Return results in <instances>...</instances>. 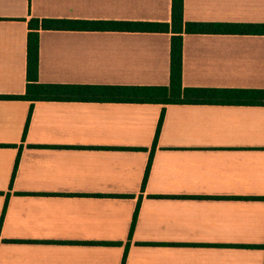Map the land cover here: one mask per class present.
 I'll return each instance as SVG.
<instances>
[{
	"label": "crops",
	"instance_id": "crops-1",
	"mask_svg": "<svg viewBox=\"0 0 264 264\" xmlns=\"http://www.w3.org/2000/svg\"><path fill=\"white\" fill-rule=\"evenodd\" d=\"M183 13L264 24V0ZM34 18L171 23L172 0H0V264H264V104L4 98L26 92ZM171 37L40 30L38 79L168 86ZM182 83L264 90V34L184 33Z\"/></svg>",
	"mask_w": 264,
	"mask_h": 264
},
{
	"label": "trees",
	"instance_id": "trees-1",
	"mask_svg": "<svg viewBox=\"0 0 264 264\" xmlns=\"http://www.w3.org/2000/svg\"><path fill=\"white\" fill-rule=\"evenodd\" d=\"M184 0H172L171 23L32 19L27 42V84L22 96L4 98L26 101L111 102L136 104H215L261 106L263 89L189 88L182 83L183 34H264V24H207L184 20ZM40 30L170 32L171 66L168 86H104L43 84L38 79ZM163 117L156 133L159 136Z\"/></svg>",
	"mask_w": 264,
	"mask_h": 264
}]
</instances>
